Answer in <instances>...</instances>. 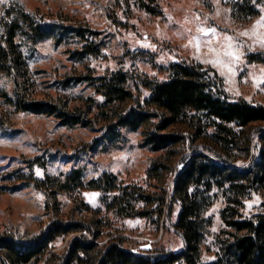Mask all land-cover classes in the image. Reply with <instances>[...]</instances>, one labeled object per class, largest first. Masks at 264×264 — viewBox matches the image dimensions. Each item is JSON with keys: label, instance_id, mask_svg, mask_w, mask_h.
<instances>
[{"label": "rangeland", "instance_id": "rangeland-1", "mask_svg": "<svg viewBox=\"0 0 264 264\" xmlns=\"http://www.w3.org/2000/svg\"><path fill=\"white\" fill-rule=\"evenodd\" d=\"M143 2L151 0H6L0 3V18L6 16L9 8H21L48 21L100 33L86 32L82 37L69 32L62 40L46 37L35 45L21 46L28 70L25 92L36 100L88 110L89 125H67L54 115L18 110L11 103L14 80L0 75L3 121L0 125V232L35 235L55 218L82 219L97 227L100 245L119 239L124 248L136 253L178 252L184 248L182 235L175 228L180 203L171 209L166 203L162 212L149 216L123 215L117 211V201L122 196L120 187L135 184L147 194L160 196L165 190L171 193L174 174L151 176L154 162L169 157L166 160L177 166L181 157L190 152L188 135L194 131V125H200L208 133L196 138L194 145L200 150L212 145L219 147L211 134L216 130L214 121L225 120L227 103L243 98L264 105V62L249 60L254 53L264 57V47L257 42V35L251 34L256 21L264 16V0L257 5L259 13L247 19L236 16L237 0H155L152 5L157 7V13L143 8ZM199 24L214 27L217 34L227 33L239 41L238 50L242 55L231 65V71L211 62L215 54L209 50L207 41L219 47V35L207 34L199 50L188 43ZM245 30L250 35H242ZM256 31L264 33V28ZM90 44L99 49L97 53L77 52ZM173 62L201 63L214 68L229 98L202 100L189 108L187 115L162 130L186 135L184 143L171 148L176 154L168 149L152 150L143 144L145 131L152 129L159 118L136 130L120 126L108 132L103 113L109 106L104 105L99 82L94 79L122 70L128 74V88L145 98L150 90L141 84V78L166 80ZM81 77L83 80H78ZM117 105L126 108L130 102ZM257 123L264 127V122ZM254 124L242 127L235 122L228 123L236 131L249 130ZM258 136L255 135L253 143ZM232 153L239 155L237 149ZM249 161L250 158L236 163L246 165ZM76 169L82 171L83 185L72 190L56 189ZM105 172L116 176L113 189L104 192L88 186L89 181ZM48 176L52 177L47 183L48 190L38 188L35 179ZM50 191H56V200L49 199ZM209 194L212 204L204 215L211 219V225L201 245L203 263L217 259L218 235L225 228L222 210L227 204L228 185L214 186ZM242 201L240 211L244 217L264 212V187L252 191ZM135 206L142 210L157 204L148 206L138 201ZM73 235L57 237L49 250L62 253Z\"/></svg>", "mask_w": 264, "mask_h": 264}, {"label": "trees", "instance_id": "trees-1", "mask_svg": "<svg viewBox=\"0 0 264 264\" xmlns=\"http://www.w3.org/2000/svg\"><path fill=\"white\" fill-rule=\"evenodd\" d=\"M154 2H143L141 6L151 13H157V7L152 5ZM260 3L261 0H237L236 16L247 19L257 15V5ZM69 32L82 37L86 32L100 34L90 28L48 21L21 8L7 9L6 16L0 18V75L10 76L14 80L11 103L18 110L54 115L67 125H89L88 110L69 109L60 103L36 100L24 89L28 70L21 46L35 45L46 37L62 40ZM98 50L90 44L77 52L82 55L94 54ZM249 60L264 62V57L254 53ZM169 72L166 80L141 78V84L150 90V95L145 98L128 88V74L122 70L113 71L109 77L94 79L99 82L98 89L105 99L104 105L109 106V110L103 113L108 132H114L120 126L136 130L149 124L153 118H159L160 121L152 129L145 131L143 144L152 150L168 149L171 154H176L171 148L184 143L186 135L163 133L162 130L187 115L188 109L202 100L229 98L222 78L212 67L201 63L173 62ZM125 101L130 102L128 107L117 105ZM224 114L225 120L214 121L216 130L211 134L213 140L220 144L219 147L212 145L200 150L194 145L199 136H208L205 128L194 125V131L188 135L190 152L181 157L177 166H172L166 160L169 157L154 162L150 168L151 176L174 174L171 193L165 190L160 196L147 194L135 184L120 187L122 196L117 198V211L123 215L149 216L162 212L166 203L170 209L180 203L175 228L184 240L181 251L136 253L124 248L119 239H111L100 245V233L93 223L82 219L55 218L35 235L0 232V264H175L178 261L184 264H264V212L247 218L240 211L242 198L264 187V127L257 123L264 122V105L239 98L226 104ZM229 122L242 127L256 124L249 130L236 131L228 125ZM0 125H3L1 117ZM255 135L259 136L253 143ZM256 148L258 152L253 153L252 149ZM234 149L239 151V155L232 153ZM249 158L246 165L236 163ZM49 180H52L51 176L35 179V184L48 190ZM115 184L116 176L108 172L88 182L91 188L104 192L113 189ZM82 185V171L76 169L65 182L56 185V189L72 190ZM226 185L227 204L222 210L225 228L218 235L217 259L203 263L201 245L211 225V219L204 215L212 204L209 193L214 186ZM55 192H48L49 199L56 200ZM138 201L157 206L139 210L135 206ZM69 234L74 235L62 253L49 250L53 240Z\"/></svg>", "mask_w": 264, "mask_h": 264}, {"label": "snow or ice", "instance_id": "snow-or-ice-1", "mask_svg": "<svg viewBox=\"0 0 264 264\" xmlns=\"http://www.w3.org/2000/svg\"><path fill=\"white\" fill-rule=\"evenodd\" d=\"M6 0H0V3H5ZM197 19L199 17L197 16ZM257 28H264V16H261L259 20L256 21V24L253 28L251 34L257 35V42L264 47V33H257ZM191 33V29L187 30ZM200 33H203L204 36H201ZM213 34L214 36L219 35L217 43L219 47H215L212 44V41H207V46L209 50L215 54V57L212 59V63L220 65L222 67L227 68L229 71L232 70L231 65L235 62H238L242 53L239 52V41H234L233 37L228 35L227 33H219L217 34V29L211 26H204L203 24H199L197 26V33L192 34L188 43L192 44L197 50L200 49L202 42L205 40L207 34ZM242 35H250L248 30H245ZM149 47H154V45H148ZM199 58V57H198Z\"/></svg>", "mask_w": 264, "mask_h": 264}]
</instances>
